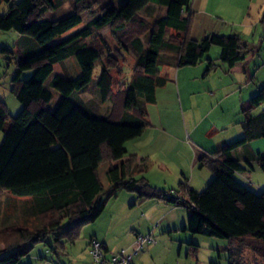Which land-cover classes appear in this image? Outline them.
Segmentation results:
<instances>
[{"label":"trees","instance_id":"obj_1","mask_svg":"<svg viewBox=\"0 0 264 264\" xmlns=\"http://www.w3.org/2000/svg\"><path fill=\"white\" fill-rule=\"evenodd\" d=\"M0 1L8 5L0 13V30H14L39 45L34 53H21L11 80L10 92L20 102V111L9 115L0 100V192L29 196L26 200H32L39 225L29 227L8 213L16 223L0 227V264H21L28 248L46 241L49 234L57 244L74 242L79 227L103 210L101 194L111 196L120 188L136 191L141 199L156 198L186 208L183 229L227 239L230 264H246L235 254L237 242L251 247L255 255H264V191L255 193L237 179L252 161L264 170V154L246 146L264 140V110L254 113L264 103V84L241 103L243 135L212 152L214 159H199V166L213 172L204 190L184 183L175 190L157 188L144 177H136L147 167L135 156L112 164L124 156L125 142L139 137L149 125L146 105L155 101L157 88L167 82L164 69L196 65L212 45L220 48V59L232 67L249 52L239 35L192 38V0H126L120 7L105 4L84 24L82 14L92 11L97 0H71V12L60 19H49L46 13L58 9L64 0ZM159 7H167L166 15L156 10ZM105 27L135 57L130 81L116 90L111 70L117 67L120 52L113 53L100 34ZM103 55L107 63L100 64V75L93 79L95 63H101ZM71 57L80 74L55 73V66ZM213 67V60L208 59L207 71ZM25 70L30 75L21 79ZM53 89L58 97L50 106ZM87 92L109 109L103 112L87 103ZM239 147H243V160L234 156ZM103 163H108L107 191L99 175Z\"/></svg>","mask_w":264,"mask_h":264},{"label":"rangeland","instance_id":"obj_2","mask_svg":"<svg viewBox=\"0 0 264 264\" xmlns=\"http://www.w3.org/2000/svg\"><path fill=\"white\" fill-rule=\"evenodd\" d=\"M106 2L116 3L117 1L97 0V5L93 7L92 11H87L82 14L83 24L89 21L93 15L98 14ZM191 3L194 12L190 21V35L192 37L200 40L205 35L213 33L219 35L239 34L244 37L248 45L253 48L255 59L250 63L252 78L250 85L245 87L241 92L244 99H249L253 89H255L257 85L264 84V25L259 23V17L262 12H264V0H192ZM6 7H8L6 3H0V12L7 11ZM70 12L71 10H69L67 3H63L58 9L47 12L46 17L49 19H60ZM142 16L149 21L153 19L146 15ZM100 34L106 39L113 53H115L116 50L120 52L117 54V56H119L117 67L111 70L114 89L116 90L119 87L127 85L130 81L135 64V57L130 50L121 47L112 34L110 27L102 29ZM142 38L145 40L144 36H142ZM2 49H7L12 53H3L1 52ZM38 49L39 45L36 42L27 41V39H24V37L16 31L0 30V100L6 104L8 114L11 116H15L21 109L20 102L10 92L11 80L20 62L21 53L26 52L31 54ZM219 56L220 48L217 45H212L201 59L200 62L202 63L199 62L198 66L199 64H204L205 70V68H207V59L210 58L213 60L214 67L207 74L203 75V78H199L201 74H198L196 76L198 80L195 83H190L194 87H191V85L188 87L199 88L205 85L209 94H216V90L221 88V92L226 95V102L215 107L213 111H209L205 122L202 123L200 130L197 132H192L189 119L186 116L187 114L185 115L186 117H182L180 113L184 143L177 144L169 151L167 157L170 158V160L174 161L180 158L185 162H189V159H191L194 153L193 146L198 148L201 145H205L211 148L213 144L218 143L224 138H229L230 136L232 138L234 132L240 129L238 126V122L241 119L237 106L238 92H234L233 95H231V89L236 87L238 75H233L228 67L221 63ZM106 63L107 57L103 55L101 63H95L92 75L93 79H97L100 75V64ZM182 67L189 68L187 66ZM64 70L68 72L70 77H77L81 72L74 57L67 59L61 65H56L54 69L55 73H61L64 72ZM177 71L178 67H175V73H173L174 84L177 81ZM29 75L30 70H25L21 74V79H26ZM256 91L253 93H256ZM52 93L53 100L50 102V106L54 105L58 97V93L54 89ZM88 94L87 92V94L84 95L87 103H91L94 108L103 112L109 109L108 105L98 102L97 98ZM74 96L75 95H72V98H74ZM222 108L224 109L223 111H225L224 114L222 113ZM262 110H264V103L255 108L254 113H259ZM218 111L222 115L218 114ZM171 112L172 113H168L169 115L167 117L175 119L176 112ZM223 115L228 119L227 122L230 121V124H222V122L216 120L217 117L221 118ZM222 126L226 127L224 128ZM250 146L264 154V140H254L250 142ZM107 168L108 163H103L99 169L104 191L109 189V183L105 176ZM185 173L187 179H192L193 185L198 187L197 189H201L200 191L204 190L212 179V177L210 178V176H212L211 171L207 167H196L193 172L187 167ZM142 175L144 176V174ZM142 175L137 178L140 179ZM151 177L152 181L158 180L162 182L161 180L165 179L168 187L174 189L179 188L178 176L172 173L161 174L158 173L156 168H153ZM237 179L255 193L264 191V171L260 168H255V170L248 169L240 174V176L237 175ZM26 198H29V196L14 195L6 190L0 192V227L16 223V220L14 219L15 221H13L8 215V213L11 212L19 222H24L29 227L39 225V219L32 211V200H26ZM101 199L105 203L103 210L94 220L87 221L79 227V235L74 242L67 240L62 241L61 244H57L49 234L46 241H40L29 247L27 252L22 256L20 263H88L91 261V258L88 254V250L84 251V244L85 240L92 235L100 237L103 234V236L105 235L104 238L107 237L106 243L110 248L120 249L119 246H121L122 242L126 239L124 238L126 233L131 231L132 225L136 224L135 221L137 217L143 216L146 205L149 206L151 203L145 201L146 199L139 198L136 191H130L124 188L118 189L115 194L111 196H108L106 192H104L101 194ZM160 205V207L158 205L154 208L156 210L155 217L165 214L167 218H174L178 224L177 230H172L168 233L173 243V247H171V264H230V243L227 239L208 236L203 233L192 234L184 230L183 225L186 222L187 216L186 208L181 206L174 207V209L166 213L164 209L165 204L160 203ZM147 211L150 213V210L147 209ZM158 232L153 233L156 240H158L159 237ZM236 244L238 248L235 254H240L243 262L246 264H264V255H255L251 247L243 246L238 242ZM1 246L2 248L4 247L3 244H1ZM179 247H182L180 254H178Z\"/></svg>","mask_w":264,"mask_h":264},{"label":"crops","instance_id":"obj_3","mask_svg":"<svg viewBox=\"0 0 264 264\" xmlns=\"http://www.w3.org/2000/svg\"><path fill=\"white\" fill-rule=\"evenodd\" d=\"M116 1H117L116 3L106 2L105 4H112L118 7L121 6L126 0H116ZM0 3L2 2L0 1ZM63 3H67L69 10H72L71 0H64ZM6 8L8 10V7ZM156 10H160L161 15H166L168 9L167 7H159L156 8ZM0 13H4V11ZM261 17L262 14L259 17V23L264 25V23H262L261 21ZM239 36L243 39L244 43L247 45L249 52L245 55V57L242 60L235 63V65H233L232 67H228L226 63L223 62L221 59L220 61L223 65H226L228 67L229 71L233 75H238V80L236 81V87L231 89V95H233L234 92H238L237 106L240 112L241 103L247 100L242 97L243 94L241 92L245 87H248L250 85V81L252 78L250 63H252V61L255 59V53L253 52V48L250 47V45H248L246 39H244V37H242L241 35ZM27 41L31 42V40H27ZM187 67L189 68L182 66L178 67L177 81L175 84L173 80V76H174L173 73H175V68L164 69L162 74L165 75L168 78V80L163 86L157 88L155 93V101L148 103L146 105L147 118L150 122L149 125H147L144 128L142 134L139 137L125 142L124 144L125 154L122 158L112 161L113 165H118L121 162L126 161L130 156H135L138 159V162L143 161L147 167L146 170L142 173L144 174V176L142 174H139L136 175V177L142 175V177H144L151 185L166 191L175 190V189L172 187H168L165 179H162L161 180L162 182H159L158 180L152 181L151 175L153 168H156L158 170V173L161 174L172 173L175 176H178L177 177V179L179 180L178 185H180V183H184L188 185L190 188L196 191H200L201 189H197L198 187L193 185V181H191L192 179H187L185 175L186 174L185 170L187 169V167L188 169L191 170V172H193L196 167L199 168L207 167L208 169H210L212 174L210 178L213 177V172L210 167L199 166L198 164L199 159L201 157H205L206 159H214L215 156L211 155L212 152L218 150L222 145L226 143H230L234 140H237L243 135V130L240 125V121L242 119L241 118L240 121L238 122L239 124L238 126L240 127V129L239 131L237 130L234 132V136L232 138L230 136L229 138L228 137L224 138L219 142L217 141L218 143L213 144L211 148L205 145H201L198 148L193 146L194 153L192 154L191 159H189V162H185L180 158L179 159L177 158L173 161L167 157L169 155V151H171V149L174 148V146H176L177 144L184 143L183 141L184 133L181 125L182 122H181L180 113L182 114V117H186V116L188 117L192 132H197L200 130L202 123L205 122L209 111L210 110L213 111L215 107H217L218 105H222L223 103L226 102L225 101L226 95L221 92V88H218L216 90V94L215 93L209 94V92L207 91L208 89L206 88L205 85L199 88L198 87L191 88L194 86H192V84L190 83H195L198 80L196 79V76L198 74H201V77L199 78H203L204 77L203 75L207 74L211 70L207 71V68H205L204 70L205 67L204 64H199L198 66V63L196 65L187 66ZM189 85H191V87H188ZM257 87H260V85H257L255 89H253L251 96L252 94H254L253 92L257 90ZM221 110L222 113L224 114L225 113V111H223L224 109L222 108ZM171 111L176 112L175 119L167 117L169 115L168 113H172ZM218 114L222 115L219 111ZM216 120L217 121L219 120L220 122H222V124H226V125L230 124V121L227 122L228 119L225 118L224 115L221 118L217 117ZM222 127L225 128L226 126H222ZM246 146L249 147V149L255 151V149H253L250 146V142L247 143ZM242 151H243V147H239L235 149L234 156L240 158V160H243L245 156L242 155ZM255 168H260V167L256 161H252L249 170H255ZM145 201H148L151 204H149V206L146 205L143 216L141 215L137 217L135 221L136 224H133L130 229L131 231L126 233L124 237L126 239L122 242L119 248L120 249L125 248L128 251H131L134 248V239L136 235L151 234L152 236H154L153 233L159 231L158 232L159 237L158 240H156L155 238V243L145 244L143 248L140 249L137 252V254L133 256V264H171V251H172L171 247H173V243L171 241L172 238L168 233L172 230H177L178 224L174 218L173 219L169 217L167 218L165 214L155 217L156 210L154 208H156L158 205L160 207L161 206L160 203H164L165 204L164 209L166 210V213H168L171 211V209H174V207H180V206L174 203L158 200L156 198L146 199ZM147 209L150 210V213L147 211ZM104 236L102 234L100 237H96L93 235L90 237H95L101 242H103L105 247L109 250H113V251L119 250V249L110 248L106 243L107 237L104 238ZM87 240L88 238L85 240L84 251L87 250ZM181 249L182 247H179L178 254H180ZM84 264H91V261L88 263L84 262Z\"/></svg>","mask_w":264,"mask_h":264},{"label":"built area","instance_id":"obj_4","mask_svg":"<svg viewBox=\"0 0 264 264\" xmlns=\"http://www.w3.org/2000/svg\"><path fill=\"white\" fill-rule=\"evenodd\" d=\"M147 243H155L151 234H138L134 239V248L128 251L121 248L117 251L109 250L97 238L88 240L87 250L91 264H133V256Z\"/></svg>","mask_w":264,"mask_h":264}]
</instances>
